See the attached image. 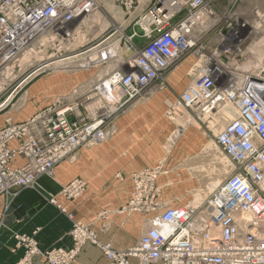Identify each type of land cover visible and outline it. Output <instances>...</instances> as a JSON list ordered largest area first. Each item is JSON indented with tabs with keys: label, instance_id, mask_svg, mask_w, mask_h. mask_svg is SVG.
Instances as JSON below:
<instances>
[{
	"label": "built area",
	"instance_id": "built-area-1",
	"mask_svg": "<svg viewBox=\"0 0 264 264\" xmlns=\"http://www.w3.org/2000/svg\"><path fill=\"white\" fill-rule=\"evenodd\" d=\"M114 3L124 14L121 23L101 0H0V99L6 95L0 112L30 81L60 69L61 61L83 55L85 68L114 66L91 78L88 88L81 85L56 97L25 121L6 120L0 129V196L9 204L19 190H38L40 178L55 179L60 162L106 142L115 132V118L164 88L167 75L188 56L198 61L194 81L168 105L167 114L211 117L225 108L235 111L215 136L233 172L200 206L179 207L160 200L157 178L166 173L161 163L134 173V191L123 212L147 214V228L126 249L102 242L90 224L57 197H47L72 221V246L42 250L35 235L14 233L12 251L23 250L15 264H34L37 258L74 264L89 243L101 249L108 264H135L134 259L139 264H264V103L252 87V74H243L237 60L247 56L253 26L230 9L207 52L204 39L217 16L213 0ZM96 15L108 18L106 34L82 52L63 56L65 41L96 26ZM18 159L23 163L14 165ZM85 188V180L76 179L59 196L75 198Z\"/></svg>",
	"mask_w": 264,
	"mask_h": 264
},
{
	"label": "crops",
	"instance_id": "crops-1",
	"mask_svg": "<svg viewBox=\"0 0 264 264\" xmlns=\"http://www.w3.org/2000/svg\"><path fill=\"white\" fill-rule=\"evenodd\" d=\"M101 3L110 17L120 23L123 21L124 14L116 5V8L112 7L115 8L116 14H111L107 9V5L111 6L108 0H101ZM253 10L259 8L253 7ZM195 61L194 56L183 59L178 67L167 75L166 90L157 91L144 105L135 104L128 114L115 120L112 127L115 131L114 135L106 142L81 149L77 153L78 168L63 161L56 166L55 179L42 177L38 180V190H19L18 195L9 204L4 196H0V264H15L23 255L22 249L16 253L12 251L16 242L14 233L35 235L42 250L53 247L68 249L72 246L70 235L72 222L57 206L47 201L46 198L52 196L57 197L68 211L73 212L77 219L85 223L94 221L100 209L111 208L113 224L108 233H103L98 224H94L99 239L102 242L111 241L118 249H126L137 243L140 233L147 228V214L116 211L126 205L131 198L134 188L132 174L159 163L162 142L173 125L168 118L167 121L162 116L163 110L194 81L195 75L192 71L198 65ZM53 77L54 75L47 79L48 83L45 82L50 87L69 78L62 77L58 82L53 80L51 82ZM33 85L36 87L35 84ZM81 85L83 83L75 85L71 90ZM51 102L52 100L39 107H46ZM5 123L4 115H0V129ZM152 148L155 154H151ZM177 154L168 162L171 165L175 164L173 169H176L182 161V158L177 159ZM22 163V159H18L14 165L18 166ZM118 175H121V178ZM78 176L87 182L86 195L75 201H68L59 196L62 187ZM143 224L145 228L142 229ZM108 262L101 249L89 243L85 245L74 264H108ZM133 262L139 264L136 259ZM34 264L45 263L37 258Z\"/></svg>",
	"mask_w": 264,
	"mask_h": 264
},
{
	"label": "rangeland",
	"instance_id": "rangeland-1",
	"mask_svg": "<svg viewBox=\"0 0 264 264\" xmlns=\"http://www.w3.org/2000/svg\"><path fill=\"white\" fill-rule=\"evenodd\" d=\"M108 3L112 7H115L114 0H108ZM212 4L214 9L216 10L217 16L215 21L210 26L209 32H207L204 39V41H207L209 46V48H207V52L211 49L214 43L217 42L218 40L217 34L224 29L225 19H226L225 16L227 15L228 11L230 9L233 10L236 9V14H239L244 20H247L250 26H253L254 28V32L252 33L251 37L247 40V43L245 44V46L248 48L246 58L237 59L239 60L240 63L239 66L242 68V73L247 74L248 70L244 69L246 66H249L247 68H249V71L251 70L250 72L255 71L256 73H258L259 70V67L257 66L258 64L261 65V70H263L264 46L263 44L262 46L260 44L263 42L262 38L264 37V0H213ZM253 7H258L259 10H253ZM113 14H115V12ZM108 29H109L108 23L107 24L101 23L99 25L97 24L93 28L92 27L86 28L85 30L77 34L74 40L70 42L65 41L64 50H62L63 52L61 53L63 54V56H71L82 52L84 49H86L89 46V44L102 38V36L106 34ZM98 32L101 33L98 34ZM258 41L260 43L257 45L255 52H252L251 50L252 47ZM51 52L53 53V51H49V53ZM57 55H60V53L57 52ZM83 57H84L83 55L77 56L74 58L75 63L69 66L58 65L57 67H59L60 69H57L56 72L52 71L50 73H44L43 75H40L39 77L30 81L20 92L15 94L13 101L9 104L8 107H6L4 110L0 112V115H4L5 120L11 118L12 121L20 122L29 115H32L39 106L49 103V101L51 100L53 101L56 97L70 94L72 91L71 89L77 84L83 83V85H85L84 83L86 82V86H89L91 78H93L97 74L98 76L102 77L106 74L108 70L114 67L113 64L111 63L110 65L104 67L101 66L96 67L93 64H91L92 66L88 68L86 67L87 68L86 69L84 67L85 62L83 60ZM195 62L196 63L198 62L197 59ZM62 74L64 75V77H69V78H66L65 81H61L53 85V87H50V85L47 84L48 83L47 79L49 77L53 75L55 77L57 75H62ZM261 75L262 77H264V71H262ZM53 78H51V82ZM33 84H35L36 87L39 86V88H36ZM166 88L167 86H165L162 89L158 88L157 91L158 92L164 91L166 90ZM94 91H92V93H94ZM5 97L6 95L0 99V102H2V100H4ZM146 102L147 99H139L136 100L135 102H132L129 105V107L123 113H120L115 119L117 120L118 118L124 116V114L126 113L128 114V111L130 112V108L135 104L140 103L139 105H144V103ZM40 108L42 107H39V109ZM167 109L168 106L167 108H165V110H163L162 116L165 119L168 118L169 121L173 123V125L172 128L168 131L167 135L164 137V140L161 145V157L159 158L160 159L159 163L161 162V165L163 166V169L166 170L167 174H162L158 176L157 182H159L160 183L159 186H161V202L165 204L167 207H177L180 205H185L190 202H193L196 199L197 195H200L202 199L208 197L212 193V191H209L210 184L215 183L216 181H220V184L222 186L223 183L226 181V179H228V177L232 174L233 169L228 159H226L222 149L218 147L217 144L215 143L216 134L226 124L224 118L221 117L226 111L225 109L220 110L216 115H212L211 117L204 116L202 114H199L198 116L195 117L193 113H187L186 111H184L180 115L175 116L178 118L180 117L182 120H184L183 118L189 115L191 116L192 120H194V123L191 120L190 121L191 123L189 122L187 124V129L185 130V132L181 134V136L178 138V140L175 143H171L170 141H168V137H170L173 134V132L177 129L178 124L176 122H180L182 120L179 118L180 120L176 119V121L174 120L172 121L171 117H169L167 114ZM81 111H83V108H81ZM147 126H149V124H147ZM149 132L152 131L149 130ZM113 135L109 136V138L112 137ZM179 142L181 143V147L183 149L181 147H179L178 149V146L180 145ZM187 147L194 148L195 150L193 151L192 154L187 153L186 155H184L180 163L175 162V163H179L177 167L178 166L180 167L178 169L177 167L176 169H173L175 167V164L171 165L168 162L171 161V159H174L175 154L179 152L184 153V149H186ZM151 154H155L153 148L151 149ZM77 158L78 157L76 154L75 157L66 159L64 161L65 163H68L69 165L78 168L79 163L77 162ZM159 163L157 162L153 166H156ZM181 164H184L185 166L184 165L181 166ZM188 165L190 167H188ZM191 167L193 168L195 167L194 168L195 171H190ZM133 174H132V179H133ZM118 177L121 178V175H118ZM76 179H83V178L79 176L73 178L66 185L70 184L72 181ZM86 187L87 188H85L83 193L78 197L71 199L65 198V199L68 201L79 200L87 193V189H88L87 182H86ZM129 201L126 203V205H123L116 212L126 213L123 212V209L127 207ZM112 213L113 211L111 208L105 209L104 207L103 209L99 210L95 220L87 224H90L91 228L96 233L97 230L94 224H98L99 229L103 233H108V231L110 230L113 224ZM143 228H145L144 224L142 226V229ZM143 233L142 232L140 233L139 238ZM107 242H111V241H107Z\"/></svg>",
	"mask_w": 264,
	"mask_h": 264
},
{
	"label": "bare ground",
	"instance_id": "bare-ground-1",
	"mask_svg": "<svg viewBox=\"0 0 264 264\" xmlns=\"http://www.w3.org/2000/svg\"><path fill=\"white\" fill-rule=\"evenodd\" d=\"M107 9L113 14L114 12H115V9H113L112 8V6H108L107 5ZM109 13V12H108ZM115 14H116V12H115ZM105 17V16H104ZM103 16H101V15H96V16H94L93 17V19H92V21L95 23L94 25H99V24H107L108 23V18L106 17V18H104ZM101 32H98V34H100ZM261 41V40H260ZM262 43L260 44L261 46H262V44H263V46H264V37L262 38ZM260 42L258 41L253 47H252V52H255V49L257 48V45L259 44ZM264 51V50H263ZM193 57V56H192ZM73 63H75V61H74V58L73 59H69V60H67V61H61L60 63H58V64H60V65H71V64H73ZM86 65H88V64H86ZM258 67H259V70H258V73H256L255 71H252V72H250L252 75V77L254 78V83H253V85H252V87H253V89L254 88H257L256 90H257V94H258V98H259V100L262 102V103H264V77H262V75H261V73H262V71H264V67H263V70H261V65L260 64H258L257 65ZM263 66H264V63H263ZM247 67H249V66H246L244 69L245 70H248L249 71V68H247ZM253 67H254V65H253ZM77 68V67H76ZM251 71V70H250ZM55 72H56V70H55ZM253 72H255V73H253ZM62 77H64V75L62 74V75H57V76H55V78H53V81H55V82H58ZM83 86H85V87H89V86H86V84L85 85H83ZM70 94H72V93H70ZM225 112H224V116H223V118H224V120L225 121H227V118H231V117H234L235 116V111H231V110H229L228 108L226 109L225 108ZM185 116V115H184ZM204 116H207V115H204ZM181 117H183V116H181ZM13 118V117H12ZM180 118V117H179ZM178 117H176V118H171V119H173L174 121H176V119H179ZM181 119V118H180ZM179 119V120H180ZM184 120H182V121H180V122H176L177 124H178V127H177V129L173 132V134L170 136V137H168V141H170L171 143H175L177 140H178V138L181 136V134L183 133V132H185V130L187 129V124L192 120V118H191V116H189V115H187V116H185L184 118H183ZM192 122L194 123V120H192ZM191 123V122H190ZM227 123V122H226ZM179 146H178V148L179 147H181V143L179 142ZM182 148V147H181ZM188 148V147H187ZM184 149V153H181V152H179L178 154H177V159L179 160V159H181L182 157H184V155H186L187 153L188 154H192L193 153V151L195 150L194 148H191V147H189L188 149ZM183 149V148H182ZM181 149V150H182ZM177 151V150H176ZM183 151V150H182ZM226 157V156H225ZM227 159V158H226ZM229 163V162H228ZM184 164H181V166H183ZM185 166V165H184ZM187 167V166H186ZM188 167H190L189 165H188ZM195 168V167H194ZM194 168L193 167H191L190 168V171H195L194 170ZM188 169V168H187ZM233 169V168H232ZM183 170V169H182ZM233 172V171H232ZM165 174H167V173H165ZM221 186V184H220V181H216L215 183H212V184H210V186H209V191H212V193L214 192V191H216L219 187ZM87 188V187H86ZM211 193V194H212ZM208 197H206L205 199H202L201 198V196L200 195H197V197H196V199L193 201V202H190V204H192V206H200L202 203H204V201L207 199Z\"/></svg>",
	"mask_w": 264,
	"mask_h": 264
}]
</instances>
